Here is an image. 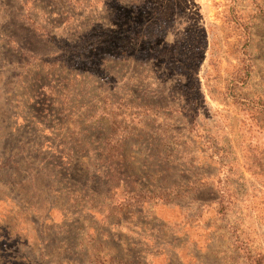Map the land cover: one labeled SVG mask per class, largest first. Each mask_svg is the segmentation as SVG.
Segmentation results:
<instances>
[{
	"label": "rangeland",
	"instance_id": "1",
	"mask_svg": "<svg viewBox=\"0 0 264 264\" xmlns=\"http://www.w3.org/2000/svg\"><path fill=\"white\" fill-rule=\"evenodd\" d=\"M0 264H264V0H0Z\"/></svg>",
	"mask_w": 264,
	"mask_h": 264
}]
</instances>
